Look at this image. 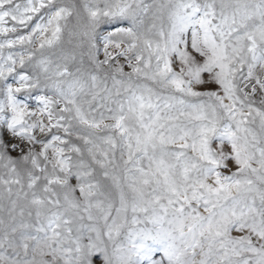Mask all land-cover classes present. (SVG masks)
<instances>
[{
    "label": "snow or ice",
    "instance_id": "6c2138e0",
    "mask_svg": "<svg viewBox=\"0 0 264 264\" xmlns=\"http://www.w3.org/2000/svg\"><path fill=\"white\" fill-rule=\"evenodd\" d=\"M0 264H264V0H0Z\"/></svg>",
    "mask_w": 264,
    "mask_h": 264
}]
</instances>
